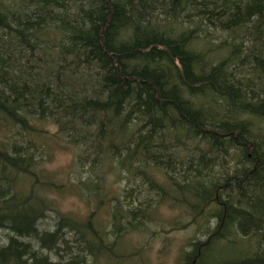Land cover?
I'll return each instance as SVG.
<instances>
[{
    "label": "trees",
    "instance_id": "16d2710c",
    "mask_svg": "<svg viewBox=\"0 0 264 264\" xmlns=\"http://www.w3.org/2000/svg\"><path fill=\"white\" fill-rule=\"evenodd\" d=\"M262 122L264 0H0V264L115 255L161 199L201 234L182 264H264ZM55 145L72 154L65 180L45 168Z\"/></svg>",
    "mask_w": 264,
    "mask_h": 264
},
{
    "label": "rangeland",
    "instance_id": "374dc122",
    "mask_svg": "<svg viewBox=\"0 0 264 264\" xmlns=\"http://www.w3.org/2000/svg\"><path fill=\"white\" fill-rule=\"evenodd\" d=\"M211 33L212 41L216 45L220 39L226 37V34L220 31L209 30ZM247 32L242 31L238 38L247 41ZM249 45L248 43H246ZM219 53L218 55H220ZM243 73H249L243 71ZM257 132L264 135V122L259 124ZM52 156L50 160L45 161V168L52 173H57L58 181L67 179L68 169L72 161V154L69 149L62 148L60 145H55L51 149ZM229 160V159H228ZM232 162L229 161L228 165L231 167ZM222 165H220V169ZM226 166V165H225ZM218 168V167H217ZM116 176L111 175L107 177L108 189L117 192V196L123 186L125 180H115ZM74 180V177H72ZM115 178V179H114ZM159 178L158 183L164 184L162 174H157ZM128 187V185L126 186ZM145 188V184L141 186L140 192ZM136 194V193H135ZM144 192L138 193V200L144 199ZM136 195V196H137ZM122 196V194L120 195ZM135 196V197H136ZM47 198L53 201L56 205V212L60 214H68L75 218L85 217L88 214L87 205L84 200L75 196L72 193L63 194H48ZM149 198H156L150 194ZM137 199V198H135ZM152 223H147L145 228L140 231H131L122 237L119 246L115 250L117 254L98 253L96 260L90 261L92 264H182V254L184 251L189 250L188 244L192 241L193 237H200L196 230V224L191 223V217L187 214V210L183 206H172L168 200H160V204L154 210ZM107 213L104 210L98 212L102 217ZM46 219L43 221V226L50 229L53 228V223L56 218V213H46ZM97 217V216H96ZM99 218V217H98ZM97 220V218H96ZM101 221V220H100ZM47 225V226H45ZM7 231L0 230V242H4L7 237ZM239 245L229 247L228 251L232 254L240 250ZM227 251V252H228ZM56 258V257H54ZM205 262L211 264L210 257H205Z\"/></svg>",
    "mask_w": 264,
    "mask_h": 264
}]
</instances>
